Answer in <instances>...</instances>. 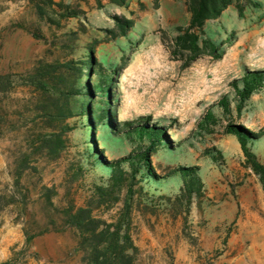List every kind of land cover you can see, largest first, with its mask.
I'll use <instances>...</instances> for the list:
<instances>
[{
    "label": "rangeland",
    "instance_id": "rangeland-1",
    "mask_svg": "<svg viewBox=\"0 0 264 264\" xmlns=\"http://www.w3.org/2000/svg\"><path fill=\"white\" fill-rule=\"evenodd\" d=\"M55 2L81 13L62 19ZM159 7L160 0H0V264H90L89 240L67 215L80 207L125 222L134 264H156L154 254H166L163 264L176 254H193L197 264L264 254V243L241 226L245 207L255 205L257 174L226 132L229 123L261 132L254 151L264 164V85L241 110L233 85L248 70H264V0L239 1L210 21L200 43L211 39L219 57L204 52L186 68L169 45L186 20ZM115 16L133 26L121 34ZM88 85L93 96L84 94ZM66 102L65 119L52 115ZM107 109L119 121L151 115L166 128L151 156L159 178L124 162L126 179L114 184L109 162L139 142L115 135L101 117ZM208 112L214 117L205 121ZM54 131L63 141L51 151L43 140ZM194 165L203 187L189 195L170 174Z\"/></svg>",
    "mask_w": 264,
    "mask_h": 264
},
{
    "label": "trees",
    "instance_id": "trees-1",
    "mask_svg": "<svg viewBox=\"0 0 264 264\" xmlns=\"http://www.w3.org/2000/svg\"><path fill=\"white\" fill-rule=\"evenodd\" d=\"M117 3L124 5L127 0H116ZM242 0H186L187 9L190 12V20L188 24L180 29V33L171 40V53L178 59L182 60V67L190 66L199 56L204 52H208L215 57L217 54V46L211 39L205 38L201 45V36L205 34L206 22L210 19L219 18L223 11L230 5ZM62 10L59 17L67 19L70 17H77L80 11L73 10L68 4L62 2H55ZM240 7L242 13L243 7ZM115 19L121 29V34H125L129 28L133 26V20L130 18L115 16ZM56 21V20H53ZM57 23H60L59 21ZM95 59L91 56L90 62ZM96 62V61H95ZM43 76L45 74H42ZM243 84L240 87L239 82ZM239 80H234L236 93L239 96L237 109L241 110L245 102L251 95L264 85V70H248L244 76ZM49 82L40 80L41 87H47ZM61 94V92H56ZM95 89L90 85L87 86L84 94L89 97L93 96ZM68 101V97L66 98ZM221 105L229 110L228 98L220 101ZM56 113L52 114L60 120L65 119L69 114L68 103L60 105L55 104ZM86 113L90 116L91 122H100V116L92 114V105L86 106ZM49 113V112H47ZM50 114V113H49ZM107 123L110 124L111 129L116 136H126L130 141L139 142L138 150L130 153L128 156L109 162L112 169V180L114 184H121L126 179L128 173L124 167V162H129L133 165L136 173L140 172L141 165L147 167L148 174L154 178L160 176L156 174L152 165L151 156L153 151L161 146L165 139H167L166 128L158 123L151 122V115L139 116L137 119L119 121L116 115L110 110H105L101 116ZM214 114L208 112L205 114V121L212 119ZM226 132L234 134L238 137L241 148L247 158L248 163L258 175L263 189H264V164L259 160L257 154L252 148L254 142H257L261 137V132L251 130L247 126L238 123H229L226 126ZM147 140V143L144 141ZM62 138L56 131L51 132L48 137H45L43 144L50 148L51 151L59 149L62 143ZM58 146V148H56ZM179 174L184 181L185 191L189 195L194 192L201 194L203 181L199 174V166H179L175 168L170 175ZM136 174H134V178ZM130 189L131 186H129ZM70 223L77 226L86 234L87 243L90 245L91 254H88V261L90 264H134L137 258V247L129 233V228H125V222L121 220L118 222H106L97 218L92 214V209L89 207H80L74 211L71 208L67 211ZM124 221L126 219H123Z\"/></svg>",
    "mask_w": 264,
    "mask_h": 264
},
{
    "label": "crops",
    "instance_id": "crops-1",
    "mask_svg": "<svg viewBox=\"0 0 264 264\" xmlns=\"http://www.w3.org/2000/svg\"><path fill=\"white\" fill-rule=\"evenodd\" d=\"M231 6V5H230ZM229 6V7H230ZM228 7V8H229ZM225 9L223 13L228 10ZM163 16L177 21V23H183L182 18L186 20V25L190 20V12L187 9L186 0H160V7ZM222 13V14H223ZM206 22L205 29L210 21ZM185 25V26H186ZM262 138V137H261ZM260 138V139H261ZM255 143H253V150ZM255 193L253 207H245V219L241 221V226L249 228L253 237L259 242L264 243V189L259 177L256 175L254 182ZM193 254H176L173 264H197ZM166 254H154L156 264H163L165 262ZM232 260L236 264H264V254H234Z\"/></svg>",
    "mask_w": 264,
    "mask_h": 264
}]
</instances>
